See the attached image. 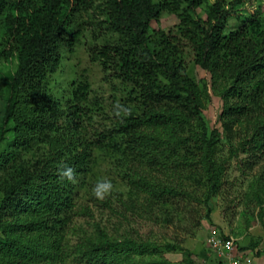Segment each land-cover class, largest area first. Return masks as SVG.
I'll return each mask as SVG.
<instances>
[{"label": "trees", "instance_id": "trees-1", "mask_svg": "<svg viewBox=\"0 0 264 264\" xmlns=\"http://www.w3.org/2000/svg\"><path fill=\"white\" fill-rule=\"evenodd\" d=\"M208 1L0 0V264L69 260L62 232L79 184L57 173L63 164L84 178L97 145L120 153L129 183L151 202L191 195L165 183L202 173L197 182H205L207 206L224 185L229 160L245 154L244 170L261 169L257 192L264 202V9L252 0H214L204 18L199 10ZM165 12L179 18L176 31H152ZM83 16L116 34L92 60L126 85L119 104L132 112L115 115L94 142L82 124L90 119L89 85L79 83L64 105L48 91L61 46L79 40ZM185 53L207 72L201 83L188 74ZM211 91L223 101L222 131L210 130L204 118ZM222 140L229 149L221 156ZM95 228L73 253L78 264H159L158 254L182 251ZM145 255L151 259L137 258Z\"/></svg>", "mask_w": 264, "mask_h": 264}, {"label": "rangeland", "instance_id": "rangeland-1", "mask_svg": "<svg viewBox=\"0 0 264 264\" xmlns=\"http://www.w3.org/2000/svg\"><path fill=\"white\" fill-rule=\"evenodd\" d=\"M213 2L214 0H209L199 10L204 18L207 6ZM252 2L255 8L261 4L264 9V0ZM83 18L79 40L73 46H61V64L57 73L51 77L48 91L64 105L73 97L72 93L79 83L89 85L90 104L87 102L86 107L89 105L91 108L90 119L84 120L82 124L83 133L94 142L96 133L114 125L115 105L125 99L126 85L105 73L99 62L92 60L93 54L101 51L102 47L117 41L116 34L105 24L85 20L84 16ZM178 23L177 15L165 12L153 23L152 31H176ZM235 23L234 21L233 27ZM185 54L188 74L201 83L207 72L194 63L190 53ZM11 67L15 65L6 66V70ZM211 92L213 100L204 110V118L210 130L219 128L222 131L218 118L223 110V101ZM4 110L5 105L0 101V124ZM228 149L229 145L222 140L219 152L222 153L221 156L225 151L228 153ZM93 154L94 161L89 173L79 180V185L75 188V208L71 213V221L62 232L71 254L65 264H78L73 253L83 239L95 236L97 226L118 238L131 236L136 241L159 246L171 244L182 248V251L158 254L157 259L162 258L159 264H187L189 256H184L185 251L192 254L196 264H230L227 258L220 257L210 248L208 237L212 230H217L222 238L226 236L234 240L235 250L232 255L240 264H264V202L259 203L257 192V179L261 169L253 172L244 170L245 154L229 160L224 185L210 199L208 206L205 204V182H197L203 178L202 173H188L193 176L191 180L171 177L165 183L173 185L177 191L191 195L173 194L166 196L163 202L156 199L151 202L145 193L137 194L133 189L126 175L127 169H123L117 162L120 153L115 148L97 145ZM102 178L110 179L115 186L112 196L104 201L91 194L96 181ZM239 247L251 249L241 251ZM137 258L146 261L151 259L147 255Z\"/></svg>", "mask_w": 264, "mask_h": 264}, {"label": "clouds", "instance_id": "clouds-1", "mask_svg": "<svg viewBox=\"0 0 264 264\" xmlns=\"http://www.w3.org/2000/svg\"><path fill=\"white\" fill-rule=\"evenodd\" d=\"M115 108L117 109L115 112L116 116H131V108L125 107L119 103L115 105ZM58 176L61 181H67L72 185L79 184V177L77 176V173L75 169H73L70 166L67 165H61L59 167ZM115 186L113 182L110 179H98L94 186L91 189V194L98 200L104 201L108 197L112 196L114 192Z\"/></svg>", "mask_w": 264, "mask_h": 264}, {"label": "built area", "instance_id": "built-area-1", "mask_svg": "<svg viewBox=\"0 0 264 264\" xmlns=\"http://www.w3.org/2000/svg\"><path fill=\"white\" fill-rule=\"evenodd\" d=\"M208 243L210 248L218 253L220 257L227 258L230 264H240V261L235 259L232 255V252L235 250V243L233 239H223L220 235H218L217 230H212L208 237ZM240 257L242 258V256Z\"/></svg>", "mask_w": 264, "mask_h": 264}]
</instances>
